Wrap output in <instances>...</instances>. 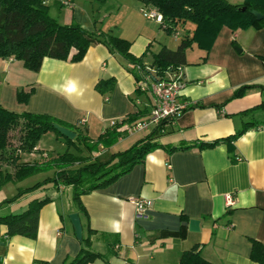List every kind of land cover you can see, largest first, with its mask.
I'll return each mask as SVG.
<instances>
[{
	"label": "crops",
	"instance_id": "crops-1",
	"mask_svg": "<svg viewBox=\"0 0 264 264\" xmlns=\"http://www.w3.org/2000/svg\"><path fill=\"white\" fill-rule=\"evenodd\" d=\"M53 1L47 2L49 7ZM66 1H71L72 6H66ZM103 1L97 12L95 8L90 11L79 7L75 0L60 1L61 11L63 7L70 10L60 23L69 25L75 21L90 32L101 28L128 40L131 53L143 58L152 72L156 53L163 47H179L180 44L172 49L161 23L145 16L146 7L140 0H112L117 9L108 12L105 6L111 0ZM234 5L244 7V2L242 6ZM50 15L59 22L60 16L51 14V8ZM184 25L191 32H180V25L175 38L193 36L195 25ZM186 57L187 65L181 69L187 84L181 100L188 108L173 124L174 133L159 140L165 147L154 149L142 164L107 188L84 195L87 216L74 207L71 187L57 189L53 184L5 205L0 216L20 214L36 199H52L41 210L36 240L8 237L7 226L0 225V264L71 262L81 250V241L70 222L73 213L80 216L83 237L90 231L94 233L93 251L104 256L94 264H180L184 252L197 245L202 256L213 264H257L250 255L253 240L264 244V109L243 112L264 103V28L234 32L224 27L210 52L194 44L187 49ZM131 69L125 58L103 44L93 45L78 63L45 58L38 72L28 70L20 60L0 59V104L18 115L54 117L71 126L67 129L76 134L75 128H80L92 140L105 134L113 121L121 123L146 110L147 116L119 128L121 138L114 146L94 154L106 162L157 128L135 135L128 133L152 111L151 95L138 91ZM110 79L116 82L114 89L100 93L98 83ZM245 85L263 88L250 89L244 97L229 101ZM20 90L30 94L27 103L18 101ZM200 103L202 106H196ZM82 119L86 125L80 123ZM251 122L260 125L230 145L223 142L213 148L170 152L174 146L226 139ZM53 132L49 128L42 136ZM59 142L60 147L67 145L66 140ZM47 152L37 146L32 153H21V162L47 158ZM11 169L10 172L14 170ZM54 173L8 183L0 193L10 185L18 193L19 189L52 178ZM39 176L42 180L26 185ZM227 195L234 197L230 208ZM137 198L153 202L147 219H136L133 200ZM193 220L200 221L198 231H191Z\"/></svg>",
	"mask_w": 264,
	"mask_h": 264
},
{
	"label": "trees",
	"instance_id": "trees-1",
	"mask_svg": "<svg viewBox=\"0 0 264 264\" xmlns=\"http://www.w3.org/2000/svg\"><path fill=\"white\" fill-rule=\"evenodd\" d=\"M49 0H0V59L14 58L24 63L30 71H40L45 58L62 61L81 62L93 45L103 44L113 53H118L125 58L133 69L138 91L142 90L140 82L148 79L157 81L165 78L170 69H180L187 65L186 51L194 44L201 50L210 52L215 41L224 27L236 32L250 28H264V18L257 20L253 11H258L264 16V0H245L247 10L241 11L239 6L227 0H140L147 10H157L163 15L161 29L166 34L173 36L178 27L186 22L195 25L193 36L183 38L176 50L163 47L154 56L153 73L143 63V58H137L131 53V43L128 40L104 32L101 28L93 32L84 29L77 22L62 25L50 16ZM115 80H104L97 85V90L106 94L115 87ZM254 88H263L257 85H245L238 88L229 101L242 98L247 91ZM30 94L20 90L18 101L27 103ZM152 103V98L150 99ZM150 103V104H151ZM196 106H202L197 104ZM264 109V103L254 107L243 114H250L258 109ZM147 116L146 110L139 111L125 118L121 123L111 127L105 134L96 140L89 138L80 128H75L77 137L70 140L61 135L55 125L72 128L66 123L47 115L15 114L6 110L0 104V163L6 162L14 169L12 172L4 170L0 165V190L8 183L22 182L41 173L54 171V176L33 187L19 189L18 194L11 199L0 203V209L5 205L18 202L23 196L53 184L57 189L61 186L71 187L73 190V205L77 211L87 216V211L82 203V197L96 190L105 189L121 177L129 174L133 167L142 164L147 155L154 149L165 147L159 140L174 133L173 124L180 117L167 119L157 126L151 133L140 138L133 147L114 153L108 161H102L94 156L101 149H109L121 138L119 128L132 124ZM19 121L29 124L32 133L24 138L22 145L13 150L10 144V127ZM260 123L244 124L235 135L216 141L214 143H195L170 147V152L185 151L192 148H213L220 143L230 145L242 137L252 127ZM53 130L66 139L67 150L63 154L52 156L32 162H21L22 153H32L37 147L40 137L46 130ZM74 129V128H73ZM37 133V134H36ZM72 149L76 151L73 152ZM52 202L50 197L43 200H33L28 208L20 214L0 216V225L7 226L8 237L22 236L36 240L39 231L41 210ZM92 233L83 237L79 254L68 264H94L104 256L92 249ZM253 250L250 255L257 264H264V244L253 240ZM180 264H213L207 261L199 250V246L184 252ZM35 264H49L36 262Z\"/></svg>",
	"mask_w": 264,
	"mask_h": 264
},
{
	"label": "built area",
	"instance_id": "built-area-1",
	"mask_svg": "<svg viewBox=\"0 0 264 264\" xmlns=\"http://www.w3.org/2000/svg\"><path fill=\"white\" fill-rule=\"evenodd\" d=\"M65 5L71 7V1H66ZM149 20L163 22V15L157 10H147L144 12ZM153 73H156L153 71ZM186 82L183 77L182 69H170L165 78L157 81H149L148 79L140 82L142 90L148 91L152 98L151 114L143 121L137 122L135 125L128 129L129 135H135L143 131H147L152 127L159 126L162 121L179 117L188 105L181 100L182 91L186 87ZM86 120L82 119L80 123L86 125ZM119 123V122H118ZM117 121L111 123V127L116 126ZM227 207L230 208L234 205L233 195L226 197ZM133 203L136 207V219H147L148 210L152 207L153 202L150 200L134 199Z\"/></svg>",
	"mask_w": 264,
	"mask_h": 264
},
{
	"label": "rangeland",
	"instance_id": "rangeland-1",
	"mask_svg": "<svg viewBox=\"0 0 264 264\" xmlns=\"http://www.w3.org/2000/svg\"><path fill=\"white\" fill-rule=\"evenodd\" d=\"M60 1H62V0H54L53 3L50 4L51 14L58 13V15L60 16V18L58 19L59 23L63 22V20H64L63 18L66 14L70 13V10L65 8V7L62 8V11L60 10V8H61V6L59 4ZM75 1L79 7L86 8L90 11H93L92 9L95 8L96 12L98 9L101 8L102 4L104 3L103 0H75ZM227 1H229L233 4H238V5L242 6L243 2L245 0H227ZM105 7H106V11L107 10H113L114 11L116 4L114 3V1L112 2V0H111L109 3H107V5ZM116 9H117V7H116ZM103 10H105V9L103 8ZM153 23H156V22H153ZM60 24L63 25V23H60ZM186 24H187V22H186ZM184 26H185L184 24L183 25L181 24V27L179 29L180 32H183V31L188 32V33L191 32V30H188ZM163 33H164L165 37L170 39V44L172 46V49H176L177 46L181 43L182 37H180V38H175L174 36L169 37V35L166 34V32H163ZM29 127H31V126H29V124L25 121H19V122L15 123L12 127H10L11 128L10 129V144H11V148L13 150L18 149L22 145V142H24L23 140H24V138L26 139V136H28L31 133L33 135L35 134L34 130L32 131V129H30ZM53 133H54V134H52L53 136L52 135L49 136V134L41 136L39 141H38V144H37L38 148L40 147L44 150H49V152H47V154L49 155L48 157H51V155L57 156L59 154H63L67 150V145L65 147H63V146L60 147V142L58 143V141L62 142L66 139L63 138V136L59 135L56 132H53ZM91 134L95 135V133H93V132ZM55 135H56V137H59V139L56 140ZM72 151L76 153V151L74 149H72ZM0 165H1V167L4 168V170L10 171V169H11V166L9 167V164H7L6 162H4L2 164L0 163ZM43 177H44V175H43ZM43 177L39 176L38 179L36 178L35 180H31V181L27 182L26 185H32L35 183V181L37 182L38 180H42ZM17 194H18L17 190L15 188H13V186H11V185L8 186L6 188V190H4L3 192L0 193V203L1 202L3 203L7 199L13 198ZM3 214H5V212Z\"/></svg>",
	"mask_w": 264,
	"mask_h": 264
},
{
	"label": "water",
	"instance_id": "water-1",
	"mask_svg": "<svg viewBox=\"0 0 264 264\" xmlns=\"http://www.w3.org/2000/svg\"><path fill=\"white\" fill-rule=\"evenodd\" d=\"M239 9L243 12L247 10V8L245 6L239 8ZM252 13L257 18V20H262L264 18V16L261 13H259L258 11H253ZM55 128L61 135H63L67 139L75 140L77 137V134L75 132H73V131H71V130H69V129L61 126V125L56 124ZM70 219H71L70 222L73 223V225L76 229V234H77L78 238L80 240H82V238H83V235H82L83 234V226H82L79 214L78 213L71 214ZM199 225H200V221H198V220L191 221V223H190L191 231H198Z\"/></svg>",
	"mask_w": 264,
	"mask_h": 264
}]
</instances>
